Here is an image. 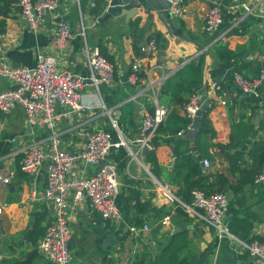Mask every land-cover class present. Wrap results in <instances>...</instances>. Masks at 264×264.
Wrapping results in <instances>:
<instances>
[{"label":"crops","instance_id":"crops-1","mask_svg":"<svg viewBox=\"0 0 264 264\" xmlns=\"http://www.w3.org/2000/svg\"><path fill=\"white\" fill-rule=\"evenodd\" d=\"M56 3V9L45 15L35 32L26 27L19 14L9 13L0 43L12 68L32 67L37 54L44 53L54 57L58 67L86 77V57L79 35L83 28L89 48L102 45L115 65L113 84H102L99 92L92 86L82 91L80 111L67 113L64 108L55 107L59 116L55 132L61 149L74 151L84 145L92 130L103 129L111 132L113 142L121 136L129 143L130 151L136 152L142 113L155 106L148 81L155 84L158 96L166 79L204 53L199 89L210 102L208 118L216 141L210 140L207 158L198 154L195 141L194 146L186 141L192 156L199 161L202 177L207 178L206 184L212 185L214 192L227 196L223 222L228 230L245 242L264 240V190L253 182L238 192L235 186L241 177L231 173L227 159L229 154H240L249 162L247 153L252 144L264 139L259 129L264 118V83L258 95L253 96L241 92L233 81L235 72L247 80L259 76L260 59L264 54V0H186L183 14L172 21L180 36L169 30L158 12L143 6L135 7L136 14L131 18L121 15L101 22L106 8L103 0H56ZM212 4L220 7L223 21L215 31L208 33L204 30V19ZM59 19L75 34L65 49L59 47L52 32ZM156 37L160 40H155L157 53L142 51ZM135 63L139 65L140 81L137 85H129L127 78ZM162 78L165 79L160 81ZM211 82H217L220 91L213 90L209 86ZM7 88L9 83L0 77V92ZM159 101L169 109V116L162 124V133L153 137L157 138L158 145H154L152 139L150 149L144 152L143 166L124 146L111 148L105 159L117 171L119 193L116 202L121 222L115 225L103 220L88 204L73 212L69 242L73 255L71 264H131L137 256L153 259L177 228L180 232L186 231L188 237V246L181 253L184 264H259L238 246L220 238L210 226L189 215L185 219L178 214L175 203L158 190L161 184L174 194L176 187L171 184L174 155L169 142L182 140L180 137L187 132L179 121L186 118L182 105L173 104L166 96ZM101 102L104 109L99 107ZM107 112L116 121L117 130L112 128ZM240 121L254 126L251 136L240 149L221 151L218 146L228 144L230 127ZM49 133L42 126L29 129L21 108L8 115L0 114V264L43 263L37 243L53 216L52 207L42 200L46 166L40 167L31 177L21 173L18 151L34 142L47 145ZM178 133L182 134L178 136ZM12 138H17L18 142L12 144ZM148 151L154 152L157 177L145 159ZM203 160L210 162L209 168H203ZM75 172L92 175L95 168L76 169ZM3 178H8L9 182L1 183ZM33 190L35 196H31ZM137 203L146 204L147 211L141 213ZM164 216L169 217L166 224L160 222ZM136 220L139 224H135ZM143 223H147L150 230L141 242L132 237L129 227ZM107 236H112L115 243L105 249Z\"/></svg>","mask_w":264,"mask_h":264},{"label":"built area","instance_id":"built-area-1","mask_svg":"<svg viewBox=\"0 0 264 264\" xmlns=\"http://www.w3.org/2000/svg\"><path fill=\"white\" fill-rule=\"evenodd\" d=\"M170 4V13L173 18L183 14V4L186 0H166ZM56 0H16L10 6V13L19 14L26 27L35 32L42 24L43 18L56 9ZM222 11L217 4H212L204 19V30L208 33L215 31L222 24ZM53 36L61 49H65L74 39L75 34L71 27L59 19L53 26ZM83 40V50L86 57L88 76L84 77L58 67L57 60L44 53H38L36 62L32 67H15L8 65L2 44L0 43V77L9 83V88L0 92V114L8 115L16 108L24 112L25 124L31 129L36 126L45 127L49 133L47 145L30 143L21 147L18 167L21 173L34 176L38 169L46 166V183L42 192V200L52 207V220L44 228L43 234L37 243V250L42 257V264H71L73 255L69 247L71 238L70 217L73 212L88 204L103 220L118 225L122 216L117 206L119 182L116 168L105 161L103 166L99 163L106 159L111 148L124 146L129 150L130 156L141 166L142 156L150 149V143L156 134L159 125L163 124L169 114V109L157 103L155 84L149 80L151 99L155 106L153 113L144 110L140 124V137L137 139L138 148L131 152L129 143L121 136L116 142L112 141L111 132L103 129L92 130L83 146L67 151L60 147L55 124L59 116L55 107L64 108L67 113L81 110L82 91L92 86L97 92L102 84H113L115 65L99 54L98 48H89L85 39L84 29L79 32ZM3 34H0V40ZM142 51L152 54L157 53L155 39H151ZM261 69L259 76L247 80L239 73L233 74L236 87L245 94L257 96L264 83V54L261 56ZM162 78L160 81L164 80ZM139 78V65L131 66V73L127 78L129 85H137ZM159 81V82H160ZM213 90L220 91L217 82L209 85ZM207 99L201 89L190 95L182 106L191 128L196 112L200 105ZM224 104V103H222ZM104 109V105L99 104ZM112 128L117 130L116 121L107 112ZM224 116L223 113L220 114ZM182 133H178L180 136ZM120 135V134H119ZM212 142L216 138L211 139ZM17 138H12L11 143H17ZM204 169L210 167L208 160L202 161ZM95 168L92 175L75 172ZM8 178H3L1 183L7 184ZM158 184V183H157ZM254 184L264 190V164L254 179ZM158 190L166 194L170 200L179 204L192 219L210 226L220 237L225 238L245 251L259 264H264V240L252 239L249 242L234 236L223 222V217L228 206L225 193L215 192L206 194L202 190L191 192V204L182 203L171 191L161 184ZM31 191V196H35ZM2 207H0V213ZM168 216L161 218V223L166 224ZM147 223L141 226L131 225L129 232L133 238L139 239L149 232Z\"/></svg>","mask_w":264,"mask_h":264},{"label":"trees","instance_id":"trees-1","mask_svg":"<svg viewBox=\"0 0 264 264\" xmlns=\"http://www.w3.org/2000/svg\"><path fill=\"white\" fill-rule=\"evenodd\" d=\"M12 2L13 0H0V34H3L5 32V19L9 16L10 6ZM155 40L157 42L160 41L158 37H156ZM156 47H158L157 44ZM98 51L101 56L112 62L110 57L106 54L105 49L102 45L98 46ZM203 65L204 53L200 54L197 58L185 64L175 74L166 79L162 83L158 91L157 99L159 105L162 106L161 102L159 101L161 97L166 96L170 97L173 104L183 106L187 102L190 95L200 88ZM150 105L153 106V103L151 102ZM149 111L153 113L154 109H152L151 107ZM209 112L210 107H208L201 114L200 126L198 129L199 133L195 139L196 150L198 154L203 158H207L209 156L208 148L211 146L210 140L215 137V131L213 130L211 122L208 118ZM179 121L184 127V130L187 131V128L190 125V120L185 118ZM162 127V124L159 125L156 134L162 133ZM253 129L254 126L252 124H248L244 121L233 124L230 127L228 144L223 146L220 145L218 147L221 149V151L225 152H233L240 149L244 146L246 141L251 136ZM259 129L264 133V118L260 122ZM152 141L154 145H158L156 137ZM169 143L173 145L172 150L174 155V166L172 170L173 176L171 179L172 186L176 187L174 195L182 203L191 204V192L195 189L202 190L207 195L215 193L214 190H212V185L206 184L207 178L202 177L199 161L192 156L188 141H176L175 139H173ZM145 159L151 165L152 174L157 177L158 166L154 152H146ZM227 159L229 162L231 173L237 174L241 177V181H238L235 186L238 192H240L246 184H253L255 176L264 164V139L256 141L252 144L250 150L247 153V159L249 160V162L243 160V156L240 154H229L227 155ZM136 207L141 211V213L146 212L148 208L146 204L141 203H137ZM175 209L178 214L185 217V219H188L186 212L179 204L175 203ZM139 222V220H136L135 224H139ZM187 246V232L183 231L180 233H176L174 235H170V239L167 244L162 247L160 252L153 259L146 260L142 256H137L133 259L131 264H184L185 260L181 257V253L187 248Z\"/></svg>","mask_w":264,"mask_h":264},{"label":"water","instance_id":"water-1","mask_svg":"<svg viewBox=\"0 0 264 264\" xmlns=\"http://www.w3.org/2000/svg\"><path fill=\"white\" fill-rule=\"evenodd\" d=\"M106 8L104 15L101 18V22H106L111 18H116L121 15H125L128 18H131L136 14L135 7L143 6L146 9H152L158 12L161 17L166 21L167 26L171 32L175 35L180 36L179 30H175L172 21L173 17L170 13V4L166 0H103ZM209 100H204L200 105L199 110L196 112V116L192 121L191 128L180 137L182 140H188L192 146H194V141L199 133L198 129L200 126L201 114L209 107ZM105 160L99 163V166H103ZM181 229H175L172 234L180 232ZM115 240L112 236H107L104 241V248L113 247Z\"/></svg>","mask_w":264,"mask_h":264}]
</instances>
